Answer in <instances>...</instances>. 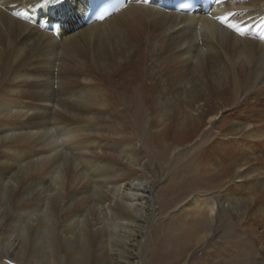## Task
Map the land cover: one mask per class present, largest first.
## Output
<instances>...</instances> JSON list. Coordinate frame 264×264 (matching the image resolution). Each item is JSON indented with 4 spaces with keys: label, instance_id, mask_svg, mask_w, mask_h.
<instances>
[{
    "label": "bare ground",
    "instance_id": "obj_1",
    "mask_svg": "<svg viewBox=\"0 0 264 264\" xmlns=\"http://www.w3.org/2000/svg\"><path fill=\"white\" fill-rule=\"evenodd\" d=\"M84 1L0 0V74L10 77L12 73L9 79L15 81L14 84L31 86H27L30 90H25L8 84L13 88L0 89L1 98H12L10 101L14 105L17 97L26 93L32 100L55 101L60 108V112L44 114L45 111L43 115L26 118L27 122L23 124L32 127H43L47 123L58 125L60 128L48 136L44 145L42 142L28 143L24 136L16 140L0 139V154L6 152L8 156H14L9 159L18 165L23 153L48 154L44 159L48 162L25 167L29 171L22 177L31 180L25 187L13 184V177L16 179L17 175L12 176L11 168H5L4 162L2 168L5 170H1L0 159V191L9 196L7 215L0 221V257L12 264H135L137 254L133 250L142 253L141 239L148 224L143 209L133 203L134 198L131 200L129 194L117 195L109 201L102 192L82 189L79 184L91 172L104 179L99 182L101 187L112 185L110 189L113 190L115 185L121 184L131 191L134 181L141 179L143 184L151 178L142 159L170 155L176 162L201 145L204 148L190 162L202 161L206 169L199 167L203 171L201 175L212 177L213 183H209L211 179L189 181L190 186H187L186 177L180 179V173L175 175L177 184L166 186L168 193L163 195V203L173 205L179 200L182 186L197 194L181 202L176 211L179 219L169 221V233L160 236L158 249L170 250L169 255L180 260L190 244H200L208 237L206 231L211 226L204 216L212 202L210 192L206 191L208 188L213 190L212 195L221 194L222 204L228 206L225 213L227 210L237 218L240 211L246 210L250 219L263 217L264 139H259L264 133L261 135L259 130L264 131V0H219L207 15L199 14V11L190 15L161 11L156 8L157 0L146 3L125 0L119 12L87 26L82 24L83 20L79 21L84 17ZM225 16L227 23L222 24L217 17ZM227 24L238 25L245 34H237ZM57 39L67 51L65 56L83 50V45H77L78 40L84 43L86 39L97 40L105 54L101 69L113 79V95L106 96L110 100L103 101L97 93L92 96L86 90L79 94L81 101L70 100V90L80 81L78 76L91 77L92 70L88 64H82L77 72L74 70L76 64L68 65L59 58L53 60L52 52L42 51L49 47L55 52V47L49 44ZM88 43L87 49L92 44L91 41ZM176 65L187 74L181 73L179 77ZM28 76L35 80L30 82ZM3 81L9 83L5 78ZM96 108L101 111L94 114ZM6 111L7 108L0 110L1 121L9 118ZM90 114L94 116L87 123L93 122L91 125L95 124L97 130L80 124L78 118ZM157 116L163 117L157 124L160 130H148L149 118ZM117 117H122L120 123L115 121ZM128 117L132 122H138L132 123L137 127L133 130L136 137L129 130ZM113 121L115 126L110 125ZM6 128L10 130V127ZM43 128L46 133L48 129ZM212 130L217 131L213 141L209 140ZM58 141L74 150L76 159L89 160L88 167L81 168L83 178L77 184L80 189L73 187L74 190H70L71 185L66 187L62 181L55 180L59 185L57 191L51 182L44 180L61 160L65 178L73 180L75 176L74 161L53 152ZM89 145L92 149L90 156H86ZM145 145L156 153L151 154ZM98 147H101L102 158L95 154ZM128 160L136 165L132 166ZM207 170L209 173L205 174ZM148 183L142 188L149 194L157 182ZM199 187L206 190L199 192ZM82 193L85 199L78 201V206L71 204ZM43 202L47 204L45 211L39 208ZM90 203L100 205L102 209L94 212L92 218L86 216L89 211L85 209ZM28 212L34 216L31 215V224L23 216ZM77 218L83 219L80 228L70 224ZM224 218L225 215L219 217V222ZM20 220L25 235L20 240L13 238L8 242L10 237L4 239V236L16 231L15 223ZM263 223V220L246 221L240 225L254 236L255 228ZM185 226L190 229L185 230ZM182 230L183 239L187 236L184 245L180 242L182 246L177 247V242H170L172 245L164 246L165 237L171 239ZM255 241L264 243L259 237ZM262 249L264 251V245Z\"/></svg>",
    "mask_w": 264,
    "mask_h": 264
},
{
    "label": "rangeland",
    "instance_id": "obj_2",
    "mask_svg": "<svg viewBox=\"0 0 264 264\" xmlns=\"http://www.w3.org/2000/svg\"><path fill=\"white\" fill-rule=\"evenodd\" d=\"M80 13L81 12L79 11L78 14L80 15ZM90 41L92 43L91 47H89V49H87L86 45L87 46L90 45L88 43ZM90 41H88V39H86V43H84L81 40H78L77 45H83V47H82L83 50H79L78 52L72 54V56H68V55L65 56L67 51H65L64 46L60 43V41H58V39H57V41L55 40L54 42H52V45L49 44L50 47H52V46L55 47V49H54L55 52L51 51L49 47L43 49L42 51L52 52L53 60H55L56 58H59L60 60L66 62V64H68V65L72 66V65L76 64L77 69H74V70H77V72H79L78 70H81L79 68H80V66H82V64H86V65L88 64L87 67L92 70L90 73L91 77H84L81 75H79V76L77 75L79 77L80 81H78L79 83L77 82V85L75 87H73V90H70L71 91V95L69 96L70 100L73 99L74 101H81L80 98H78L79 94H81V92H85V90H86V91H90L92 96L95 93H97L102 99H104L103 101L107 102L109 98H107L106 96H108V95L112 96L113 95V89H114V86H112L113 79H111V77L108 74H106V73L104 74V71L101 69V68H103V66H102L103 63L101 60L105 56V54H103V51H102L101 47L99 46V43L97 42L96 39H94L93 41L92 40H90ZM40 46H42V45H40ZM72 46H74V45H72ZM98 46H99V48H98ZM64 52H65V54H63ZM56 62L59 63L58 61H56ZM191 64H194V62L192 61ZM177 66H179V65H176L175 68ZM32 68H34V67H32ZM182 69H183L182 67L176 68L177 73L179 74V77L181 76V73H183L184 75L187 74V72L182 71ZM54 72L56 73V66H55ZM2 74L4 75V73H2ZM3 75L0 74V89H2V88L8 89V87H9V89H12L13 88L12 86L16 85L18 87L17 88L16 86H14V87H16V89L21 88V89H25V90H30V88L28 89V87H31L29 85H24L26 87H24V86L19 87V83L17 84V82H16V84H14L15 81H10L9 78L12 76V73H10V75H11L10 77H9V74L4 75L5 77H3ZM28 77H29L28 80L30 82L32 80L33 81L35 80V77H33V76L32 77L28 76ZM4 78L9 80V83H7V81L4 82L3 81ZM22 79L24 80V77L21 78V80ZM25 79H27V77H25ZM8 84H13V85L8 86ZM55 88H56V85L54 86V89ZM33 89H34V87H33ZM0 92H1V90H0ZM25 95L27 96L26 93H25ZM25 95L23 93L22 94L23 98L21 95H20V97H17L14 105L10 101L12 98L4 99L3 97L1 98V95H0V98L2 99V100L0 99V110L7 108V111H6L7 117H9L11 119V120H9V118H7L6 120H3V121L0 120V124L1 123L4 124V126L1 124L2 126H0V129H2L3 127L4 128L10 127V130L7 128H6L7 130H0V139L6 138V139L16 140L18 137L24 136L25 139L28 140L27 141L28 143H32L34 141L33 143H35V142L41 143L42 142L41 144L44 145L45 142L47 141V138L51 137L49 135L54 134L57 131L56 129L57 128L59 129L60 127L58 125H53L54 123H52V124L47 123L46 125H44L45 128L48 129V131L45 133L44 131H46V130H44V128H43L44 126L43 127H40V126L32 127V126L23 125V124H25V122H27L26 118H29V117L32 118L33 116H36V114L37 115L38 114L43 115V112H45V111L46 112L44 114H47V112H48V114H52L53 111L54 112H60V108L58 107V105L55 101H54L55 103L50 102V101L44 103V101L41 99H36V100L33 99L34 100L33 101L32 98L29 96H27L25 98ZM10 105L14 106L15 108L14 107L12 108ZM15 111H17L16 114H15ZM100 111L101 110L99 108H96L95 110H93L94 114H96ZM12 116L16 120H14V118ZM93 116L94 115L90 114V115H88V117L82 116V118H78V119L81 122L80 124L86 125L85 128H91V130H93V129L97 130L95 127L96 126L95 124L91 125V124H93V122L91 124L87 123V121L90 120ZM84 117H85V119H84ZM20 119H22V121ZM12 120L14 121V123H11V122H13ZM23 120H24V122H23ZM128 120H129V126L131 128L129 130H132V131L136 130L135 128H137V127L135 125L138 124V122H136V123L132 122L129 119V117H128ZM115 121H118L120 123V121H122V117L121 118L117 117L115 119ZM115 121L110 123V125L115 126V124H116ZM142 121L143 122L145 121L144 118ZM142 121H140V122H142ZM162 121H163V117H160V116L149 118L150 127L148 128V130H160V129H158L157 124H159ZM130 123H131V125H130ZM132 123H135V125H133ZM47 126H48V128H47ZM51 126H52V128H51ZM49 127L51 129H53V128H55V129L51 130ZM152 127H154V128H152ZM38 130H40V131H38ZM212 131L210 132L211 134L209 137V140L212 139L211 141H213L217 136V131L216 130H212ZM259 131L261 132V135L264 133L263 130H259ZM41 132H43V133H41ZM80 132H82V131H80ZM48 133H50V134H48ZM130 133H132V132L130 131ZM39 136H41V137H39ZM134 136L135 137L137 136V134L135 132H134ZM38 138L39 139L44 138V139L39 140ZM263 139H264V136H262V138H260L259 141H262ZM249 141L255 142V143L257 142L255 140H251V139H249ZM138 146H139V144H138ZM144 147L146 149H148V151L151 154H153V152L156 153L154 149H151V147H149L147 145H145ZM68 148H70V147H68L67 145L62 146L61 142L58 141V143L56 144V148L54 149L53 152L58 157L62 156L64 158H67L69 160L71 159L72 161H74L72 163L74 164V167L76 169H75V176H74L73 180L72 179L68 180L67 178H65L64 170H63L64 165L62 163V160L57 161L58 167L55 168L54 172H52L50 175L45 177L46 179H44V180L45 181L47 180V182H51L52 185L54 186L55 190L57 189V191H59L58 190L59 185L56 183L57 181H55V180L62 181L66 185V187L71 185L72 187L70 186L71 187L70 190H74L76 187H77V189L82 188V189H87V190L92 188V189H90L91 191L95 190L97 192H102L103 194H105L109 201H111V199L117 195H125V194H129L128 196H130L131 200H133V198H134L133 203L136 205H139L141 207V210L143 209L142 210L143 215L148 217L147 218L148 219L147 229H146V232L144 233V237L141 239L142 240V244H141L142 253L135 250V249L133 250L135 252V254H137V259L135 260V264H264V251L262 249L264 243H262L263 244L262 245V244H259L260 242L258 243L257 241H255L258 237L261 239H264V223L262 224L261 227L257 226L255 228L256 230L254 231L255 232L254 236H251L250 232L240 225L241 223L245 224L246 221L259 222V221L263 220V222H264V216L263 217L262 216H254V218L250 219L247 216V211L243 210V211H240L241 212L240 215L237 218H235V217H233L234 216L233 213H231V212L229 213L227 210H226L227 213L224 212V209H227L228 206H227V203H224V205L222 204L221 194L216 193V195H212L213 193H211V192L213 190H209V188L206 190L202 187H199L200 189H198V191L200 192V191L206 190V191L210 192L209 198L212 199L210 209L207 208L204 212V216L206 219L209 220L210 226H211L206 231L208 233V237L204 241H202L200 244H196V243L190 244V247H188L187 250L185 249L186 252H184V256H182L180 260H178L179 257L177 259H175V257L170 256L169 255L170 250L164 252L165 248H163L162 250L158 249L159 245H161L160 244V242H161L160 236H163L164 234L166 235L167 233H169V231L167 230L168 229L167 225H168V223H170L169 221L170 220L176 221L179 219L178 218L179 215L176 212L180 208L179 205L182 204L183 202L187 201L191 196H194L197 194L196 191H195V193L193 191L189 192L190 191L189 189H187L185 186H182L179 189L180 193L182 194L181 195L182 197L179 200H177L173 205H167L169 203H165V202L163 203L162 202L163 195L165 193H168L165 190L166 186L169 183L177 184V181L175 179L176 178L175 175L180 173V175H178V177H180V179H181V177H186L187 186H190V182H197V181H200V182L206 181L207 182L208 179L209 180L211 179V181L209 183H213L212 177H209L208 175L207 176L204 175V177H203L201 175V173H203V171L199 170V167H203L204 169H206V165H204L202 163V161H199V162L194 161V163L190 162L191 160H194V157H196V155L200 151V149L204 148V145H201L199 148L194 147L183 158L181 157L179 159H176V162H175V160L172 159V157H170V155L166 156V158L149 157L146 159H142V163L146 164L147 169L150 172L149 175L151 176V178L147 181L153 182V183H150L151 185L154 184V181L157 182V183H155L156 186H153V188L151 189L149 194L142 188L148 182H146V183L144 182L142 184L141 179H139L138 182L136 180V181H134V183H132L131 191L127 190V187H125L124 185H121V184L115 185V188L113 190H111L110 188L113 187L112 185H109V188L101 187V184H99V182L103 181L104 179L100 178L95 173H93L94 174L93 175L91 172H88L87 176H85L87 179L84 178V181H82V183L79 184L83 178L82 177L83 173L81 172V168L86 167V166L88 167L89 160H83V159H78V158H77L78 159L77 160L76 159L77 155L75 154L74 150H69ZM91 149H92L91 145L87 146V149H86L87 155L85 154L86 156H90L89 151ZM6 154H7V156H5ZM8 154L9 153H6V152L4 154H3V152L0 154L1 170H3V169L5 170V168H8V167H9L8 169L11 168L10 169L12 171V172H10L11 175L12 176L17 175V177H16L17 180L14 179L15 177H13V184L15 183L14 185L18 186V187H21L23 185L25 187L26 184H29L31 182V180L28 181L27 179L25 180V177H22V175H24L27 172V170L29 171V168H30V166H28L29 164L32 165V164H36V163H40V162H48V160H44L45 156H47L48 154H46V155L44 154V155L40 156L38 154H34L33 152L32 153L30 152V153H23L21 155L22 162H20V165H18L9 159V158H14V156L13 157H12V155L8 156ZM95 154L97 156L99 155V157L102 158L101 157V147H98L96 149ZM41 158L43 159V161ZM126 160L127 159H125V161ZM3 162L5 163L4 164L5 166L7 164L6 167L4 165H2ZM105 162L106 161L103 160V163H105ZM127 162L130 163L132 166L136 165V163H134L132 160H128ZM11 163H14V164H11ZM100 164H102V163H100ZM2 166H4L5 168L4 167L2 168ZM196 166H198V167H196ZM25 167H29V168L25 169ZM31 168H32V166H31ZM194 170H195V172H194ZM152 172H154L155 174H153ZM81 173H82V175H81ZM204 173L208 174L209 171L207 170ZM52 176H53V178H52ZM205 177H207V178H205ZM35 178H37V177H35ZM45 181L43 183L46 184ZM170 181H172V182H170ZM20 182H22V183H20ZM23 182H25V183H23ZM70 182H72V183H70ZM95 182H97V183H95ZM20 184H22V185H20ZM77 184L81 185L80 188ZM73 187H74V189H72ZM147 187H149V183L147 184ZM177 187L178 186L174 187L173 190L175 191L177 189ZM170 189H171V187H170ZM163 191H165V192H163ZM186 192H188V193L186 194ZM82 194L77 195L75 197V201L72 202L71 204L76 203V206H78V204H77L78 201H82L83 199H85V194H83V195ZM135 195H136V197H135ZM140 195L142 197H140ZM8 197H7V192L0 191V221L5 220V216L7 215V212H8L7 205L9 203L8 199H7ZM220 204L223 206H221ZM33 205H34V203H33ZM39 206H40L39 208L43 209L44 211L47 210V204L45 202L41 203ZM85 209H88L87 212L89 211L86 214V216H88L89 218H92L95 215L94 212H96V211L101 212L102 211V209H100V205H96L95 203L86 204ZM98 209H100V210H98ZM148 214H151V216H148ZM31 215L33 216V214L30 212L25 213L23 215V216H26V218L28 219L27 221H29L30 224L32 223V218H34V216L31 218ZM223 215H225V218L223 219V221L219 222V217L221 218V217H223ZM102 216L103 215L100 214V217H102ZM82 221H83L82 218H77L76 220H72L70 224L72 226L78 225L77 228H80ZM20 222H21V220L19 222L15 223L16 225H15L14 229H16V231L12 230L10 233H6V235L4 236V239H5V237L6 238L10 237L8 242H11L14 239L20 240L25 235L26 230H24V228ZM181 229H183V226L181 227ZM184 229L189 230L190 227L185 226ZM185 235H186V233H185ZM179 236H181L182 239H180V240H182V241L179 240V238H180ZM183 236H184V230H182L180 233L178 232L175 237H172V238L170 237L171 239H169V236L165 237V239H166L165 243L166 244H164V246L172 245L171 244L172 242H174V243L177 242L176 243V244H178V245H176L177 247H180L181 243H182V245H184V243L187 240L186 239L187 236L184 239H183ZM67 237H71V234H69V235L67 234ZM254 237H255V240H254ZM260 245H261V247H260ZM49 262L51 263L52 261H49ZM0 264H12V263L7 262L6 259L0 257Z\"/></svg>",
    "mask_w": 264,
    "mask_h": 264
},
{
    "label": "snow or ice",
    "instance_id": "obj_3",
    "mask_svg": "<svg viewBox=\"0 0 264 264\" xmlns=\"http://www.w3.org/2000/svg\"><path fill=\"white\" fill-rule=\"evenodd\" d=\"M44 2L47 3L48 0H44ZM141 2H145L146 3V2H148V0H141ZM218 2H219V0H218ZM114 10L115 11H119L120 9L116 8ZM111 14H112L111 12H109L107 10H104V11L100 12L99 15H97L96 19L100 20V21H103L105 18L109 17ZM15 15L21 16L23 14L22 13H16ZM229 15H235V14H229ZM217 19H219L220 22L223 24V23H227L228 17L227 16H225V17H217ZM227 26L229 28H231L233 31H235L237 34L241 35V36H243L245 34L244 30L241 27H239L238 25H236V24H227Z\"/></svg>",
    "mask_w": 264,
    "mask_h": 264
}]
</instances>
